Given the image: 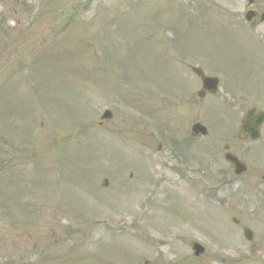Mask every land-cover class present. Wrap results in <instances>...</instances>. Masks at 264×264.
Segmentation results:
<instances>
[{
  "label": "rangeland",
  "instance_id": "obj_1",
  "mask_svg": "<svg viewBox=\"0 0 264 264\" xmlns=\"http://www.w3.org/2000/svg\"><path fill=\"white\" fill-rule=\"evenodd\" d=\"M239 2L0 0V264H264L210 188L221 140L190 133L229 129L190 67L242 65Z\"/></svg>",
  "mask_w": 264,
  "mask_h": 264
},
{
  "label": "flooded vegetation",
  "instance_id": "obj_2",
  "mask_svg": "<svg viewBox=\"0 0 264 264\" xmlns=\"http://www.w3.org/2000/svg\"><path fill=\"white\" fill-rule=\"evenodd\" d=\"M248 11L252 16L250 21L244 19V14L246 16ZM242 13V31L239 35L242 42L239 49L242 65L236 67L232 81L227 78V83L222 88L224 101L221 99L215 105L219 104L217 108L222 114L229 113L233 118H238L249 106L247 110L252 116L242 127L240 124L233 125L235 120L232 119L229 129L220 134L223 139L221 157L224 167L219 170L220 184L217 180L211 187L232 184L230 195L233 198L238 196L236 204L225 202L224 206L234 210L236 215L231 216L235 220H232L233 223L238 225L245 222L246 218L254 217L253 220L264 228V3L261 0H251L244 6ZM231 73L232 71L228 76ZM259 115L263 117L260 118ZM253 129L254 137L250 132ZM228 154L236 159L237 165L226 159ZM237 168H242L243 171L236 173ZM255 210L257 211L253 215ZM244 225H241L242 229L246 227Z\"/></svg>",
  "mask_w": 264,
  "mask_h": 264
},
{
  "label": "water",
  "instance_id": "obj_3",
  "mask_svg": "<svg viewBox=\"0 0 264 264\" xmlns=\"http://www.w3.org/2000/svg\"><path fill=\"white\" fill-rule=\"evenodd\" d=\"M194 72L198 75V76H200V78H201V80H202V84H203V86L204 87H206V86H212V87H214V85H215V80H213V79H211V78H206V77H204L203 75H202V73H201V71L200 70H198V69H194ZM110 116V114H106L105 115V117H109ZM192 130L193 131H200L202 134L203 133H205V129H203L202 127H200L198 124H194L193 126H192ZM246 236L247 237H249V232H247L246 231ZM193 249H194V254L195 255H197L198 253H201L203 250H202V248L198 245V244H194L193 245Z\"/></svg>",
  "mask_w": 264,
  "mask_h": 264
}]
</instances>
